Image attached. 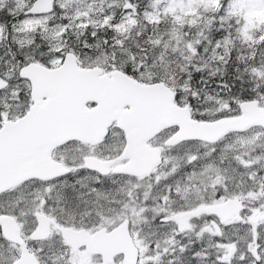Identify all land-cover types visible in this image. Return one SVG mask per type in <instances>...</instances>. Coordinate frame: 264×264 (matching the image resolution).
Segmentation results:
<instances>
[{"label": "snow or ice", "instance_id": "snow-or-ice-1", "mask_svg": "<svg viewBox=\"0 0 264 264\" xmlns=\"http://www.w3.org/2000/svg\"><path fill=\"white\" fill-rule=\"evenodd\" d=\"M0 264H264V0H0Z\"/></svg>", "mask_w": 264, "mask_h": 264}]
</instances>
